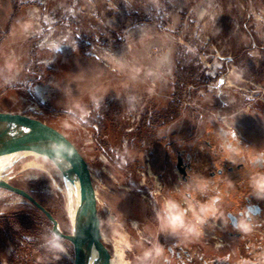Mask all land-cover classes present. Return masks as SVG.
Segmentation results:
<instances>
[{"label":"rangeland","instance_id":"rangeland-1","mask_svg":"<svg viewBox=\"0 0 264 264\" xmlns=\"http://www.w3.org/2000/svg\"><path fill=\"white\" fill-rule=\"evenodd\" d=\"M0 111L40 115L82 153L112 264H168L165 249L181 239L160 232L155 209L193 174L212 181L199 199L219 196L223 216L191 245L212 256L215 238L262 234L227 213L236 216L251 177L264 174V0H0ZM136 111L142 128L126 133ZM9 165L3 180L70 235L74 198L54 165L34 155ZM34 212L0 189V264H72L68 241L49 250L46 222L45 240L12 235L7 222ZM20 240L39 253L29 244L30 259L11 261Z\"/></svg>","mask_w":264,"mask_h":264},{"label":"water","instance_id":"water-1","mask_svg":"<svg viewBox=\"0 0 264 264\" xmlns=\"http://www.w3.org/2000/svg\"><path fill=\"white\" fill-rule=\"evenodd\" d=\"M54 149H62L59 158ZM24 153L47 159L75 188L72 233H62L50 211L25 190L4 181L2 176L0 189L30 203L46 218L52 235L72 245V264H110L111 253L102 242L100 233L96 190L88 164L78 149L62 133L46 123L18 113L0 112V172H6L10 168V160Z\"/></svg>","mask_w":264,"mask_h":264},{"label":"clouds","instance_id":"clouds-1","mask_svg":"<svg viewBox=\"0 0 264 264\" xmlns=\"http://www.w3.org/2000/svg\"><path fill=\"white\" fill-rule=\"evenodd\" d=\"M54 150L59 158L62 149ZM250 188L257 199L264 200V174L252 176ZM210 191H212V181L193 174L187 183H182L171 194L159 200L155 209V219L160 232L182 240L202 236L203 228L210 218L219 219L223 216V211L219 207V196L207 201L199 199L208 195ZM238 227H244L243 221ZM47 246L53 252L65 251L63 243L56 236L47 240Z\"/></svg>","mask_w":264,"mask_h":264},{"label":"flooded vegetation","instance_id":"flooded-vegetation-1","mask_svg":"<svg viewBox=\"0 0 264 264\" xmlns=\"http://www.w3.org/2000/svg\"><path fill=\"white\" fill-rule=\"evenodd\" d=\"M130 109H132L130 107ZM130 112V110H127ZM133 115L135 123H128L125 127L126 133H136L142 128V120L139 114ZM132 113L130 112L129 115ZM138 116V117H137ZM137 117V119H136ZM132 123V122H131ZM181 165V164H180ZM180 169H183L181 165ZM254 193H250L243 197L242 204H239L236 216L227 213L231 225H238L241 220H244L252 225H255L262 231V234L254 232H242L237 235L238 241H231L227 245H223L219 249H214L217 255L208 256L205 254L206 246H203L198 241L193 245L188 240L174 241L172 246L165 249L164 253L167 259L165 262L170 264H264V225L261 222H256L253 219L264 217L263 206L255 202ZM246 213V215H245ZM194 249V250H193ZM224 251H227L224 252Z\"/></svg>","mask_w":264,"mask_h":264},{"label":"trees","instance_id":"trees-1","mask_svg":"<svg viewBox=\"0 0 264 264\" xmlns=\"http://www.w3.org/2000/svg\"><path fill=\"white\" fill-rule=\"evenodd\" d=\"M34 210L35 212L33 213V215L32 214L29 216L27 215L26 217L18 216L16 218H12L10 221L7 222L9 230L12 232V235H14V237L21 238L22 236H28L30 238L40 237L43 238L44 240L46 239V236L43 233L44 230L43 224L45 222L47 224L49 223L46 220V218L37 209L34 208ZM38 215L40 219L37 217ZM19 242H22V244H20L21 246H16L17 250L16 253H13V255H11L10 258L12 259L11 261L14 260L13 257H16L17 260L25 259L22 257L23 254H21V252H23L26 255V259H30L29 251L31 250H33L37 254L39 253V251L37 252L35 246H33L32 244L27 243L23 240H20ZM29 244L32 245L31 250L26 249L28 248L27 246ZM22 245H25V247L23 248ZM18 264H24V263L22 261H19Z\"/></svg>","mask_w":264,"mask_h":264},{"label":"built area","instance_id":"built-area-1","mask_svg":"<svg viewBox=\"0 0 264 264\" xmlns=\"http://www.w3.org/2000/svg\"><path fill=\"white\" fill-rule=\"evenodd\" d=\"M0 112H7V111H0ZM128 112V114L126 115L127 117H126V120H129L130 118H129V114H130V112L129 111H127ZM9 113H15V112H9ZM18 114H21V113H18ZM25 116H27V117H29V118H32V119H36V120H39V121H41V122H43V123H46L44 120H41V118H40V115L39 116H34V115H25ZM84 117V116H83ZM82 117V118H83ZM138 117V116H137ZM137 117H136V119H137ZM87 118H88V120L90 119V116H87ZM134 117L132 116V118H131V122L132 123H135L134 121ZM130 121V120H129ZM136 121V120H135ZM84 123H87V120L86 121H83ZM89 127V126H88ZM83 130H87L86 128H83ZM90 132H92V130H90ZM90 143H92V141L90 142ZM79 151V150H78ZM80 152V151H79ZM80 154L82 155V153L80 152ZM98 204H99V201H98V199H97V214H98V218H99V211H98ZM99 221H100V218H99ZM109 221L110 222H115V218H114V216L113 215H110V219H109ZM20 244H22V242H20ZM223 245H227V243H224V242H222L220 239H216L215 238V241L213 242V247L215 248V249H219V248H221ZM11 252V251H10ZM25 257H26V255H24Z\"/></svg>","mask_w":264,"mask_h":264},{"label":"bare ground","instance_id":"bare-ground-1","mask_svg":"<svg viewBox=\"0 0 264 264\" xmlns=\"http://www.w3.org/2000/svg\"><path fill=\"white\" fill-rule=\"evenodd\" d=\"M21 155H34V154H27V153H24V154H21ZM34 156H36L37 157V155H34ZM29 166H30V164H29ZM32 166V165H31ZM30 166V167H31ZM33 167V166H32ZM1 176H2V172H0V178H1ZM67 188H68V192H69V194L74 198L73 200H74V204H73V207H72V209H71V219H72V221L74 220V215H75V202H76V200H75V198H76V192H75V188L69 183V182H67ZM100 233H101V231H100ZM102 237V236H101ZM121 240V239H120ZM123 240H124V237H123ZM120 246L117 248V249H115V252L119 255V253L121 252L120 251ZM112 261H111V259H110V264H112L111 263Z\"/></svg>","mask_w":264,"mask_h":264}]
</instances>
